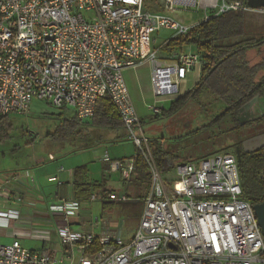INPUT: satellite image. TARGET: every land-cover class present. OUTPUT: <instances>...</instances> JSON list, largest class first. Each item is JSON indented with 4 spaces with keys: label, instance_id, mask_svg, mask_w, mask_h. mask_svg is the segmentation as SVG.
<instances>
[{
    "label": "built area",
    "instance_id": "2783aa9c",
    "mask_svg": "<svg viewBox=\"0 0 264 264\" xmlns=\"http://www.w3.org/2000/svg\"><path fill=\"white\" fill-rule=\"evenodd\" d=\"M156 1L163 12L150 9L147 0H0V116L26 115L38 99L91 120L106 94L151 174L129 242L108 229L100 235L75 230L81 203L63 199L48 211L63 218L54 222L64 259L14 240L0 245V264H264V235L253 204L243 198L237 157L222 153L181 163L169 189L124 77L126 70L151 65L156 104L149 109L161 115L157 104L180 98L182 83L202 61L190 51L160 59L158 50L150 49L152 34L164 29L186 37L211 15L264 14V9L241 0ZM180 7H198L204 18L184 24L169 14ZM104 161L125 181L135 172V158L112 160L106 154ZM0 195L11 199L1 187ZM19 219V210L0 203V226ZM52 229H38V236L50 241Z\"/></svg>",
    "mask_w": 264,
    "mask_h": 264
},
{
    "label": "trees",
    "instance_id": "16d2710c",
    "mask_svg": "<svg viewBox=\"0 0 264 264\" xmlns=\"http://www.w3.org/2000/svg\"><path fill=\"white\" fill-rule=\"evenodd\" d=\"M241 1L247 5V0ZM185 46H192L201 57L200 80L192 90L171 102L170 108L163 110L162 114L155 118L172 116L187 104L193 103L205 110L218 108L208 124L210 129L227 125V134L237 137L242 135L249 125H241V110L255 98L264 97V14L237 11L220 16L211 15L208 21L193 30L189 36L173 37L162 49L170 52L182 50ZM251 52L261 57L254 64L248 59ZM63 115H59L61 125L51 136L59 142L68 141L83 125L77 117L64 118ZM141 122L143 124L142 120ZM253 122L264 123V114L259 115ZM90 124L111 130L124 128L123 120L106 94L101 95ZM11 131L10 116H0V143L9 138ZM151 140L150 151L161 173H168L181 163L201 160L180 158L166 152L158 139ZM240 141L241 139H238V142ZM134 158L135 171H140L139 179L143 181L144 178L147 184L145 186L142 183V186L149 189V165L139 150ZM87 170L86 166L75 169L74 199L80 203L88 201L94 191L102 190V194L106 195L102 183L87 181ZM239 173L243 198L253 206L263 203L264 152L242 155Z\"/></svg>",
    "mask_w": 264,
    "mask_h": 264
},
{
    "label": "rangeland",
    "instance_id": "374dc122",
    "mask_svg": "<svg viewBox=\"0 0 264 264\" xmlns=\"http://www.w3.org/2000/svg\"><path fill=\"white\" fill-rule=\"evenodd\" d=\"M147 4L158 11L161 9L156 0H147ZM169 14L174 19L187 25L195 24L204 18L203 13L199 11L198 7L189 9L180 7L175 12ZM153 37L156 39L154 43L159 47L167 40L177 36H174V32L172 31L161 29L159 33H154ZM191 49L194 50L192 47ZM161 51L166 52L162 48ZM186 51L188 52L189 50L187 49ZM248 59L254 64L261 57L257 53L251 52L248 54ZM139 72H142V74L148 73V69H141L136 73ZM134 73V71H127L125 75L133 101H136L137 106L143 108V115H145L143 123L144 132L148 137L160 140L166 152L189 160L208 158L222 153H234L233 147L239 138L236 135L227 134L226 131L229 127L227 125L221 126L222 129L220 127L211 129L208 127L218 108L205 110L193 103H189L174 115L157 119L149 109L156 104V99L154 101L146 88L138 87L132 78L129 79L128 76ZM143 101L147 102L142 106ZM163 101L157 105L168 110L171 106V100ZM253 110L257 115L264 113V97L254 105ZM60 114H64L63 116L66 118L71 117L74 112L72 109H58L47 102L34 99L28 114L11 115L10 123L12 131L9 138L0 143V169H3L6 165H22L21 167H23V164L34 156H48L50 153L58 155L63 151L65 152V150L70 151L74 147H85L86 145L90 146L94 144L96 148L94 150L97 151L91 150L90 153L80 152L76 155H71L73 159L70 160L74 163L76 169L78 165H80L79 167L88 165L90 180L102 182L104 179H110L109 175L112 174L111 183L117 188L118 186L121 187L123 180H121L120 174L111 173L107 175L104 169L105 166L102 162H99V159L102 160L106 153L113 160L130 159V157L137 155L138 150L134 143L128 139L122 140L124 135L128 138L126 128L111 130L90 127L83 131L79 130L68 141L59 142L52 139L51 136L56 133L58 126L61 125ZM262 126L264 127V123ZM248 129H245L244 132ZM118 138L120 141L117 140ZM162 176L168 188L172 189L176 180V169H172L168 173H162ZM140 182L144 183L145 186L147 185L144 178L143 181L140 179ZM131 187L129 188V196L134 195ZM143 187L138 188L141 191ZM82 206L87 211L86 220L89 221L91 218H100L101 222L104 220L107 222L105 229L107 228L111 233L115 234L123 232L124 241L134 236L139 213L137 210H131V207L127 208L129 206L128 203L126 205L124 203L118 204L111 208L112 211L111 209H105L106 211H104L101 200L92 203L83 202ZM112 223L116 225L114 226L115 229H112ZM30 243L32 244L31 247L34 248L36 246L34 242L30 241Z\"/></svg>",
    "mask_w": 264,
    "mask_h": 264
},
{
    "label": "crops",
    "instance_id": "0c3cea01",
    "mask_svg": "<svg viewBox=\"0 0 264 264\" xmlns=\"http://www.w3.org/2000/svg\"><path fill=\"white\" fill-rule=\"evenodd\" d=\"M157 4H160V2L157 1ZM150 9H154V8H150ZM161 10H163L162 7L159 11ZM149 40H150L149 41L150 49L158 50V56L160 59H166L175 52H187L186 51L187 49L190 52H194V50L191 49L192 46H185L182 50L162 52L161 48L164 45H166L169 40H167L159 47L154 43L156 39L155 37H153V34ZM201 67L202 66L197 67L195 70L190 72L189 75L187 76V80L182 83L181 92H180L181 96L189 92L199 82L201 77ZM141 69H146V70L148 69V73H143V74L142 72L136 73ZM127 71L135 72L134 74H130L128 76L129 79L132 78L138 87L146 88L148 92L151 94V97H153L155 101L156 98L153 90L151 65L149 63H145L144 65L138 67L137 69L126 70L124 72L126 83L127 80L125 74ZM146 102L147 101H143L142 106ZM133 103L135 106L136 101L135 102L133 101ZM146 107L148 106L146 105ZM135 108L137 110L139 117L144 123L145 115H143V111H142L143 108L137 106V103ZM72 116L76 117L75 113ZM82 122L83 125L79 129L81 131H83L86 128L93 127L90 124V120H86ZM127 139H128L127 136L124 135L122 140L125 141ZM117 140H119V138ZM119 141H113V142H119ZM160 143L162 148H164L162 142ZM94 149H96L94 144L90 146L86 145L85 147L78 146L77 148L74 147L70 151L65 150V152L63 151L61 152V154L58 155L50 153L48 156H40V155L34 156L32 158H29L27 162L23 164L24 165L23 167H21L22 165H16V166L6 165L3 167V169H0L1 193L11 198L10 201H5L2 198V195H0V203L6 204L11 208H15L20 211L19 220L17 221L11 220L9 227L0 226V245H9L12 244L14 240H20L21 244L27 249L46 250L52 257L64 259L65 251L59 242V238L57 236V231L54 222V220L59 222L60 220H63V218L50 214V212L48 211V207L49 205L57 203L63 199H74V182H75L76 167L74 163H72V161L70 160L73 159L71 155H76L77 153L80 152L90 153V151ZM134 157H136V155L130 157V159ZM124 159L127 160L126 158H122V160ZM99 162L100 163L102 162L104 164L105 166L104 169L107 175L114 173L111 171L110 163L104 161V158L102 160L99 159ZM63 164H69V165H63ZM79 166L80 165H78L77 167L79 168ZM87 171H88L86 177L87 181L89 183H102L103 190L106 191V195L102 194V190L94 191L90 199L86 202L92 203L101 200L103 203L104 211L111 209L114 206H117L118 204L124 203L126 205L128 203L129 206H127V208L131 207V210H137L140 218L144 199L147 196L150 188L146 189L145 193H144L145 191L144 188H142L141 191L138 188V187L141 188L142 186V183L140 182L139 179L140 176L139 170H136L134 172L132 178L129 181H125L121 178L123 182L121 187L118 186V188L111 183L112 174L109 175L110 179L108 180L104 179L102 182H99V181L90 180L88 176L89 170ZM18 175H20L21 177H18ZM52 177L56 178V180L51 181L50 178ZM130 187L134 192V195L132 194V196H129ZM93 197H95L96 199L93 200ZM17 198H20L21 201L17 200ZM82 203H81V212L79 214V217L73 220V228L78 231H86V232L93 231L97 235L102 234L107 229V228L105 229L106 227L105 224H107V222H105L104 220L103 222H101L100 218H96V219L91 218V220L89 221L86 220L87 211L85 207L82 206ZM104 206L106 208H104ZM139 218H138L136 230L139 225ZM111 226L112 229H115L114 226L116 225L112 223ZM47 228L54 229L50 241H44L41 237L38 236V229H47ZM119 234L123 239V232H119ZM133 237H130L125 242H129L130 240H132ZM30 241L35 243L36 246L34 248L31 247L32 244L30 243Z\"/></svg>",
    "mask_w": 264,
    "mask_h": 264
},
{
    "label": "flooded vegetation",
    "instance_id": "af4514ba",
    "mask_svg": "<svg viewBox=\"0 0 264 264\" xmlns=\"http://www.w3.org/2000/svg\"><path fill=\"white\" fill-rule=\"evenodd\" d=\"M254 105L251 108H244L243 110H241V121L246 125L248 124L249 129L246 132L243 131L242 135L238 136L241 141L238 142L237 145L235 144L233 147V154L236 157L238 149L240 151L241 157L242 155H252L258 152H264V127L262 126L263 123L253 122L259 117V115H257V113H255L253 110Z\"/></svg>",
    "mask_w": 264,
    "mask_h": 264
},
{
    "label": "water",
    "instance_id": "95a60500",
    "mask_svg": "<svg viewBox=\"0 0 264 264\" xmlns=\"http://www.w3.org/2000/svg\"><path fill=\"white\" fill-rule=\"evenodd\" d=\"M247 6L251 9H264V0H247ZM259 98H255L246 108H251L255 103H257ZM241 125L243 126L245 123L240 121ZM237 160L240 164L241 162V156L239 149L237 150ZM255 215L257 217L259 226L262 230V233L264 235V202L259 203L253 206Z\"/></svg>",
    "mask_w": 264,
    "mask_h": 264
}]
</instances>
